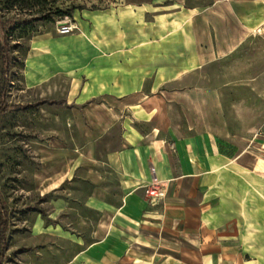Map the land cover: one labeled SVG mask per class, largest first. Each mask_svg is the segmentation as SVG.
Here are the masks:
<instances>
[{"label":"crops","instance_id":"crops-1","mask_svg":"<svg viewBox=\"0 0 264 264\" xmlns=\"http://www.w3.org/2000/svg\"><path fill=\"white\" fill-rule=\"evenodd\" d=\"M148 2L126 8L125 30L115 28L109 41L82 30L95 57L125 55L123 74L103 90L105 101L82 108L87 125L98 126L90 129L100 134L96 142H103L88 155L106 157L120 192L118 201L107 199L105 176L90 171V199L100 213L94 240L61 264H220L218 246L198 239L208 233L200 222L213 205L206 197L212 176L230 163L247 166L239 160L246 152L256 154L253 167L264 165V36L255 31L264 4L168 0L153 8L150 21ZM123 36L129 43H116ZM214 64L222 80L212 83ZM170 80L171 91L161 88ZM246 124L253 126L249 134ZM151 165L166 190L157 202L144 191Z\"/></svg>","mask_w":264,"mask_h":264},{"label":"rangeland","instance_id":"rangeland-1","mask_svg":"<svg viewBox=\"0 0 264 264\" xmlns=\"http://www.w3.org/2000/svg\"><path fill=\"white\" fill-rule=\"evenodd\" d=\"M140 1L0 0L9 60L5 99L10 106L0 114V197L9 212L3 264H61L94 240L100 213L90 199L92 169L105 176L107 199L118 201V177L106 157L94 160L88 155L92 145L103 142H96L100 134L90 129L98 126L87 125L82 108L105 101L109 93L103 90L111 87L115 75L123 74L125 55L118 52L117 61L95 57L97 51L82 30L100 32L109 41L115 28L125 30L126 10ZM148 1L145 16L151 21L156 17L153 8L168 0ZM206 1L185 0V4ZM57 8H67L70 14H59ZM64 24L69 26L65 32ZM255 31L264 36V19ZM121 41L129 43L126 36L116 43ZM211 72L212 83L222 80L215 64ZM2 78L0 54V86ZM184 81L181 85L189 79ZM173 87L171 80L161 85L170 91ZM244 96L254 107L247 88ZM36 101L41 102L21 107ZM228 115L233 117L232 110ZM246 126H250L246 134L251 133L253 126ZM84 130L94 139L84 138ZM255 156L246 152L239 160L247 166L234 162L214 172L207 188L206 197L213 199V205L200 222L207 236L198 239L218 246L220 264H264V165L253 167Z\"/></svg>","mask_w":264,"mask_h":264},{"label":"trees","instance_id":"trees-1","mask_svg":"<svg viewBox=\"0 0 264 264\" xmlns=\"http://www.w3.org/2000/svg\"><path fill=\"white\" fill-rule=\"evenodd\" d=\"M59 14L69 15L70 10L67 8H57ZM7 33L5 30V22L0 21V54H1V63H2V85L0 86V114L9 110L10 106L6 104L5 94H6V84L8 79V69H9V60L7 56ZM43 101V100H42ZM55 101V100H49ZM36 102L24 103L21 107H32L35 106ZM9 226V212L4 204L3 200L0 197V264H3L5 259V250L7 246V229Z\"/></svg>","mask_w":264,"mask_h":264},{"label":"built area","instance_id":"built-area-1","mask_svg":"<svg viewBox=\"0 0 264 264\" xmlns=\"http://www.w3.org/2000/svg\"><path fill=\"white\" fill-rule=\"evenodd\" d=\"M69 26L64 24L61 26L63 32L67 31ZM151 172L150 180L145 184V194L152 199H162L165 196L166 190L164 183L161 179H158L155 175L154 167L151 165L149 167Z\"/></svg>","mask_w":264,"mask_h":264}]
</instances>
